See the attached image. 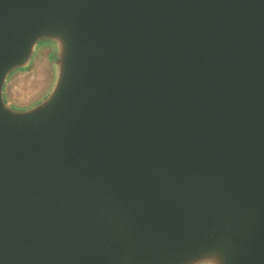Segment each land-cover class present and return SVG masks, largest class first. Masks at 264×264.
Segmentation results:
<instances>
[{"label": "water", "instance_id": "95a60500", "mask_svg": "<svg viewBox=\"0 0 264 264\" xmlns=\"http://www.w3.org/2000/svg\"><path fill=\"white\" fill-rule=\"evenodd\" d=\"M0 264H264V0H0Z\"/></svg>", "mask_w": 264, "mask_h": 264}, {"label": "rangeland", "instance_id": "374dc122", "mask_svg": "<svg viewBox=\"0 0 264 264\" xmlns=\"http://www.w3.org/2000/svg\"><path fill=\"white\" fill-rule=\"evenodd\" d=\"M54 52L53 46H40L29 66L10 77L5 96L12 106L26 109L46 97L56 77Z\"/></svg>", "mask_w": 264, "mask_h": 264}]
</instances>
